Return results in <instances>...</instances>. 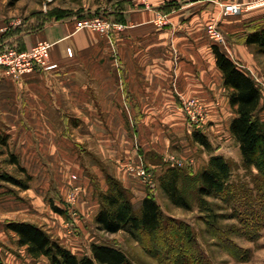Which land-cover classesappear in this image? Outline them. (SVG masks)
<instances>
[{
    "label": "crops",
    "instance_id": "0c3cea01",
    "mask_svg": "<svg viewBox=\"0 0 264 264\" xmlns=\"http://www.w3.org/2000/svg\"><path fill=\"white\" fill-rule=\"evenodd\" d=\"M224 3L248 6L239 16L225 17L221 14ZM118 11L113 10L116 20ZM120 11L125 29L114 36L79 27L77 16L47 22L38 30H32V25L25 27L27 23L0 20V27L7 28L0 37V51L6 43L29 50L38 42L47 41L51 44L50 61L58 66L56 70L37 71L20 79L12 78L0 67V134L10 137L20 166L33 176L34 184L37 177H44L41 182L45 189H38L36 194L31 190L36 198H43L55 188L54 180L48 178L47 164L51 162L57 168L66 164L76 170L82 181L85 170L79 169L80 164H73L74 158L64 148V142L74 133L99 137L96 145L106 151L126 152L131 126L136 136L139 122L146 116L143 92L150 83H156V118L172 119L174 106H178L170 83H174L176 94L182 98L198 96L218 119L223 118L219 113L222 104H226L224 111L232 109L213 50L218 44L207 34L213 18H219L226 37V45H219L223 52L254 80L264 76V64L253 52L256 46L246 42L256 26L264 24V0H130ZM160 14L166 17V24L161 27L156 24ZM11 28L15 33L4 37ZM69 48L72 56L67 53ZM130 108L134 117L128 113ZM138 152L141 160L148 158L156 152V144L147 149L142 145ZM144 160L143 164L133 162L132 173L119 170L114 175L140 200L154 191L150 185L143 186L141 178L130 175L139 167L150 172L151 165ZM97 166L93 168L99 176L96 184L106 193L107 178ZM57 176L56 188L62 189L63 196L65 185ZM68 179H63L64 184L70 182ZM86 180L83 184L90 185V189L86 186L78 209L87 216L95 214L96 218L101 206L95 186ZM79 226L84 228L85 219Z\"/></svg>",
    "mask_w": 264,
    "mask_h": 264
},
{
    "label": "rangeland",
    "instance_id": "374dc122",
    "mask_svg": "<svg viewBox=\"0 0 264 264\" xmlns=\"http://www.w3.org/2000/svg\"><path fill=\"white\" fill-rule=\"evenodd\" d=\"M129 1L0 0V20H4L6 23H27L25 27L32 25L31 28H33L38 23L54 21L58 17L77 16L79 27L105 35L90 26L80 25L95 17L124 25L112 17L113 10L125 7ZM79 15L82 18H78ZM124 29L125 25L122 30L113 28L108 35L114 36ZM253 52L257 59L259 58L260 62L264 64V54L259 53L256 47L253 48ZM256 80L263 82L264 76L258 77ZM258 81L256 84L262 91L263 100L262 108L257 116L264 123V83H258ZM155 85L156 83H150L144 89L143 110L146 116L139 122L136 136L131 126L130 134L127 136L128 149L126 152L125 150L121 152L106 151L101 146H97L100 141L99 137L85 136L81 132L68 137V140L64 142V148L68 149L71 158H74L73 164H80L79 169L85 171L81 181L76 170H71L66 164L58 168L52 162L47 164L48 178L51 177L52 181L54 180L56 183L55 176L58 175V180L65 185L63 187L64 198L61 193L62 189L56 188L55 183L52 186L55 187L54 190L52 188L43 198L31 195V190L36 194L35 191L38 189H45V184L41 182L44 177L35 176L38 180H35L34 184L32 176V180L27 182L26 174L20 166L10 162V153L16 152L15 147L10 144V139L8 147L0 145V171L21 179L28 185V188L18 187L0 180V257L5 264H50L46 258L32 259L24 248L18 246L15 234L6 226L10 221H27L42 227L54 239L59 240L80 257L91 255L93 243L109 244L121 249L132 264H164L163 255L166 247L161 239L155 244H151L148 237H143L138 241L124 231L116 234L105 233L97 229L95 214L91 213L87 216L78 209L86 186L88 188L90 186L83 184L85 179L89 184L95 186L94 193L98 196L99 204H101L102 190L100 184H96L99 176L94 173V166L98 165V170L102 169L106 178L107 175L115 177V172H119V170L132 173L133 162L139 161L143 164L144 158L152 166H150V172L139 167L136 172L134 171V175H130L133 179L141 178L143 186L150 185L152 187L156 201L166 218L182 223L190 229L194 244L191 245L188 242L185 245V254L199 257L202 255L203 258L205 256L210 264H264V173H260L255 167L247 169L244 166L240 146L230 132L231 123L236 117L235 113L229 108L224 111L226 104H222L219 113L223 118L218 119L213 116L198 96L182 98L176 94L174 83H170V89L174 91L176 98L178 97V106H174L171 113L172 119L163 116L156 118ZM225 94L230 100L229 92L226 91ZM193 101L199 104L197 111L201 115L193 111L195 116L192 118L190 104ZM128 113L134 117L131 108ZM132 117L130 119H133ZM133 122L136 124L135 121ZM195 131H200L207 136L212 145L211 150L194 141L193 133ZM58 140H61L60 137ZM152 143L156 144V152L141 160L138 155V147L144 145L147 149L149 145L152 146ZM78 145L81 146L78 147ZM112 147L111 149L115 151L114 146ZM212 157H223L232 167L230 185L235 187L236 191L225 198L200 197L198 184H193V180H191L209 167ZM170 168L182 169L193 174L192 177L189 176L190 179L184 176L181 183L182 190L191 205L189 210L174 206L162 189L160 178ZM74 176L77 179H74ZM67 177L70 182L64 184L63 179L65 180ZM73 186H78L81 194L78 201L71 205L68 202V196ZM129 196L135 209L139 211L140 196L131 191ZM54 205L64 209V214L56 212ZM249 206H253L255 210L263 209L260 211L262 216L258 220L246 222L244 210ZM84 219L85 226L81 228L79 223H82ZM164 235L166 237L167 234L164 233Z\"/></svg>",
    "mask_w": 264,
    "mask_h": 264
},
{
    "label": "trees",
    "instance_id": "16d2710c",
    "mask_svg": "<svg viewBox=\"0 0 264 264\" xmlns=\"http://www.w3.org/2000/svg\"><path fill=\"white\" fill-rule=\"evenodd\" d=\"M121 8L116 12L117 22L124 24L123 20L119 18L122 14ZM168 8L166 7V9ZM69 17H58L57 21ZM78 18H82L81 15ZM51 21L38 23L31 29H41ZM14 33V28H11L4 37L7 38ZM246 42L256 46L259 53L264 54V24L257 25L256 29L247 36ZM19 50L23 51L24 49ZM213 50L217 66L224 77V86L229 92L230 105L236 115L231 123L230 132L240 146L244 166L247 169L255 167L260 173H264V123L257 116L262 108V91L256 81L225 54L219 45H214ZM9 139L8 135L0 134V145L8 147ZM193 139L203 147L212 149L209 139L200 131L193 133ZM10 162L20 166L15 153H10ZM20 168L26 174V181L30 182L32 176L26 173V169L21 166ZM184 172L182 169L170 168L160 178V183L164 193L174 206L189 210L191 205L182 190L181 183L184 176L189 178L193 174ZM231 175L230 163L223 157H212L209 167L191 180H193V184H198L200 197L225 198L236 191L235 187L230 185ZM107 179L108 190L100 195L101 207L95 218L98 230L109 234L124 231L138 241L143 237H148L151 244H155L161 239L166 247L163 255L164 264H210L205 256L203 258L202 255L199 257L184 253L186 252L185 245L188 242L191 245L194 244L190 229L182 223L166 218L153 192L149 191L148 195L141 200L139 211H137L129 196L130 190L113 176L107 175ZM0 180L18 187L28 188L23 180L1 171ZM250 207L244 210L246 222L258 220L262 216L260 212L263 211L262 208L255 210L253 206ZM54 209L56 212L64 214V209L55 205ZM6 226L17 237L18 246L24 248L27 255L34 260L46 258L50 264H132L128 256L114 245L93 243L91 255L80 257L34 223L10 221ZM164 233L167 234L166 237ZM0 264H5L1 257Z\"/></svg>",
    "mask_w": 264,
    "mask_h": 264
},
{
    "label": "built area",
    "instance_id": "2783aa9c",
    "mask_svg": "<svg viewBox=\"0 0 264 264\" xmlns=\"http://www.w3.org/2000/svg\"><path fill=\"white\" fill-rule=\"evenodd\" d=\"M248 5L246 4H224L222 7V15L225 17L241 15L244 13ZM164 14H160L158 19H156V24L158 26H163L166 24ZM87 25L96 31L104 34H109L110 31L115 28L122 30L124 25L115 24L109 21L102 20L100 17H95L90 21L83 22L80 26ZM7 31V28L0 27V37L3 33ZM207 34L209 39L218 45H226V37L221 30L220 20L218 17L213 18L211 23L208 25ZM0 51V67H4L7 74L14 79H20L21 77L32 74L37 71H51L56 69L57 64H52L50 61L51 44L47 41H40L33 45L29 50L20 51L19 49L9 45L2 44ZM68 55L72 56V49L67 50ZM258 80H256L257 82ZM258 83H264V81H258ZM264 88V85H263ZM190 114L193 118L195 112H198L199 104L193 101L191 104ZM144 175L146 173L144 172ZM77 179V177H73ZM81 194L80 188L78 186H73L71 193L68 196L69 204H75Z\"/></svg>",
    "mask_w": 264,
    "mask_h": 264
}]
</instances>
